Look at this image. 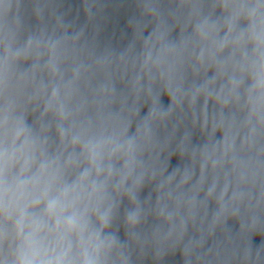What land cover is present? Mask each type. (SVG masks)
Wrapping results in <instances>:
<instances>
[{
    "label": "clouds",
    "instance_id": "9594fccd",
    "mask_svg": "<svg viewBox=\"0 0 264 264\" xmlns=\"http://www.w3.org/2000/svg\"><path fill=\"white\" fill-rule=\"evenodd\" d=\"M222 7L231 10L223 25L227 31L218 44L213 42V47L216 52L232 49L228 62L231 74L227 95L217 96V100L224 106L230 100L238 101L247 78L250 82L245 97L250 116L264 115V0H234ZM241 19L247 24L238 30ZM209 31L216 28L209 30L207 21L197 29L202 40ZM203 58L201 54L198 60L202 62ZM166 88L170 89V84ZM170 95L175 103V94ZM155 107L154 101L153 112ZM11 111L12 105L6 104L0 118V264H100V232L91 229L90 221L95 218L100 231L109 226L112 204L106 189L113 179L111 161L125 159L124 175L117 183V189L123 188L132 174L133 141L96 138L73 124L65 129L68 117L61 110V126L57 128L60 145L73 152L79 148L82 157L77 160L70 156L62 168L63 152L47 159L46 143L31 136L23 119L10 123ZM80 163L84 169L71 184L66 183L64 171ZM134 219L129 218L130 222Z\"/></svg>",
    "mask_w": 264,
    "mask_h": 264
}]
</instances>
